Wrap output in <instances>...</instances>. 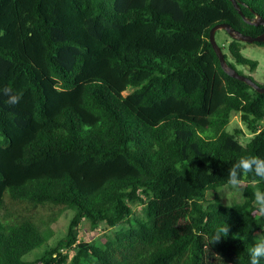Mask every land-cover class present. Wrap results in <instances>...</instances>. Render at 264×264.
<instances>
[{
  "label": "trees",
  "instance_id": "obj_1",
  "mask_svg": "<svg viewBox=\"0 0 264 264\" xmlns=\"http://www.w3.org/2000/svg\"><path fill=\"white\" fill-rule=\"evenodd\" d=\"M237 3L264 20V0ZM222 23L264 32L229 0H0V264H250L264 178L240 176L241 203L205 199L264 158V94L222 71L209 42ZM219 47L256 69L239 41ZM83 221L128 227L78 242Z\"/></svg>",
  "mask_w": 264,
  "mask_h": 264
},
{
  "label": "rangeland",
  "instance_id": "obj_2",
  "mask_svg": "<svg viewBox=\"0 0 264 264\" xmlns=\"http://www.w3.org/2000/svg\"><path fill=\"white\" fill-rule=\"evenodd\" d=\"M215 39L217 44L223 46L224 48L227 47L228 43L232 40L225 31L219 30L215 34ZM225 54H227V51H224ZM240 53L244 58H247L249 60L255 61L257 63V67L254 71H250V69L247 66L236 64L229 55H227L229 62H231L235 69L246 76H249L253 79L254 82H256L260 86H264V46H259L255 43H246V42H240ZM129 91H126L124 94H128ZM235 130L237 132L240 130L241 133H237L236 138L238 141L242 144H245L250 138L251 134L247 132L245 126L240 121L239 115H234L231 118L230 123L227 126V131L229 133H235ZM246 183L243 181L240 182V185L237 189H233L231 185H226L220 189H217L215 192H208L205 196V199L207 201H210L213 199L214 196H217L220 200L221 204L223 205H232V204H238L243 201V188L245 187ZM257 204V202H256ZM258 205V204H257ZM36 213L39 216L42 217V219H45L46 216L52 211L51 208L46 207H37ZM134 214H140L141 212V206L136 205L133 207ZM67 216L59 217L58 223L52 226V228L55 231V234L51 237V239L47 242L46 247L52 246L54 242L62 237L63 233L65 232V226L67 224L68 218ZM128 224L123 223L119 227L110 229L106 226L102 225L100 226L96 231H93L90 228V225L88 222L83 221L79 226V232H78V242H94V243H101L105 241L108 237H113L115 232L119 230H125L127 229ZM255 237L257 240H261L262 236L260 233H256ZM44 248V249H45Z\"/></svg>",
  "mask_w": 264,
  "mask_h": 264
},
{
  "label": "water",
  "instance_id": "obj_3",
  "mask_svg": "<svg viewBox=\"0 0 264 264\" xmlns=\"http://www.w3.org/2000/svg\"><path fill=\"white\" fill-rule=\"evenodd\" d=\"M233 7L235 8V10L238 12V14L242 17L243 21L250 24V25H254V26H264V20L259 16L256 15L254 16V18L252 20L247 19L246 17H244V15L242 14L240 8H239V4L237 3V0H229ZM219 30H223L226 32V34L233 40L239 41V42H246V43H263L264 42V32L256 37H252V36H247V35H243L240 32L236 31L235 29H233L230 25L228 24H218L216 26H214L213 28H211L210 32H209V42L212 46V49L220 63V67L222 69V71L229 77L236 79L238 81H241L243 83H245L246 85L250 86L251 88H253L257 93L259 94H264V87H261L260 85H258L256 82H254L253 80H251L250 78L239 74L235 69H233L232 67H230L223 55V52L221 50V48L219 47V45L216 42L215 39V34L217 31Z\"/></svg>",
  "mask_w": 264,
  "mask_h": 264
},
{
  "label": "clouds",
  "instance_id": "obj_4",
  "mask_svg": "<svg viewBox=\"0 0 264 264\" xmlns=\"http://www.w3.org/2000/svg\"><path fill=\"white\" fill-rule=\"evenodd\" d=\"M18 96L11 97V102L16 103ZM243 173H253L257 177L264 178V158L261 157H245L242 158L229 172V183L235 190L240 185V176ZM255 200L259 205L261 211H264V192L257 190L255 193ZM228 233V227H221L213 237V242H218L222 234ZM250 264H260L261 259L264 258V240L257 242L249 250Z\"/></svg>",
  "mask_w": 264,
  "mask_h": 264
}]
</instances>
